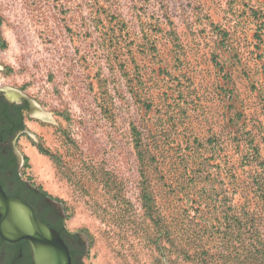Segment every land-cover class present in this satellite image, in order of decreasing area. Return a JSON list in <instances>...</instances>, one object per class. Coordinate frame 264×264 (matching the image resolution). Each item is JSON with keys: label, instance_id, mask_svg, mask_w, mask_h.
<instances>
[{"label": "rangeland", "instance_id": "1", "mask_svg": "<svg viewBox=\"0 0 264 264\" xmlns=\"http://www.w3.org/2000/svg\"><path fill=\"white\" fill-rule=\"evenodd\" d=\"M0 32L88 264H264V0H0Z\"/></svg>", "mask_w": 264, "mask_h": 264}, {"label": "flooded vegetation", "instance_id": "2", "mask_svg": "<svg viewBox=\"0 0 264 264\" xmlns=\"http://www.w3.org/2000/svg\"><path fill=\"white\" fill-rule=\"evenodd\" d=\"M4 40L0 32V186L9 197H20L33 208L35 215L59 232L70 257L68 264H88V238L67 223L62 202L25 177L26 156L20 152L33 105L19 94L2 60ZM0 264H35L29 239L9 240L0 235Z\"/></svg>", "mask_w": 264, "mask_h": 264}, {"label": "water", "instance_id": "3", "mask_svg": "<svg viewBox=\"0 0 264 264\" xmlns=\"http://www.w3.org/2000/svg\"><path fill=\"white\" fill-rule=\"evenodd\" d=\"M0 235L9 240L27 238L35 264H68L67 247L58 231L38 218L20 197H9L0 186Z\"/></svg>", "mask_w": 264, "mask_h": 264}, {"label": "trees", "instance_id": "4", "mask_svg": "<svg viewBox=\"0 0 264 264\" xmlns=\"http://www.w3.org/2000/svg\"><path fill=\"white\" fill-rule=\"evenodd\" d=\"M41 151H42L43 153H45V154H49L47 150H43V149H41Z\"/></svg>", "mask_w": 264, "mask_h": 264}]
</instances>
